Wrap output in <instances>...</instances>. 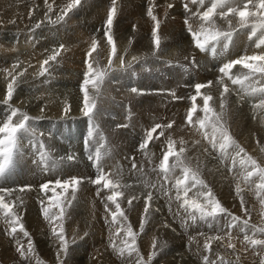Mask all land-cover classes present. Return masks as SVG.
I'll return each instance as SVG.
<instances>
[{"label": "bare ground", "instance_id": "6f19581e", "mask_svg": "<svg viewBox=\"0 0 264 264\" xmlns=\"http://www.w3.org/2000/svg\"><path fill=\"white\" fill-rule=\"evenodd\" d=\"M166 1L173 2V0H156L154 3H152L151 0H116L117 14L114 19L112 33L118 52L109 69V75L103 83L102 93L97 101L98 107L94 117L95 124L98 126L97 123H99L101 127H98L97 132L102 133L106 138L101 148L102 157L105 158V169L110 170L112 175H115L120 181H137V183H141L151 192V207L147 214V223L144 226L143 232L140 231V224L144 217V195H148L149 192L143 191L139 197L135 185L133 187H128V184L121 182V184L126 185V187L120 189L124 195L118 198L132 228L136 232L142 233L141 236L143 235L145 242L153 243L154 240H159L161 238V235H157V233L167 231V227L161 228L160 230H157V227L159 226L160 228V225L163 223H168L169 225L172 224V220L173 225L180 228L183 234L182 238L178 236L176 239L175 237L177 236L175 235H167L165 239L157 243L158 245L155 251L160 257H163L159 263L164 261L165 264H176L177 261L171 258L173 254L170 256V253H173L172 250L176 247H183L185 249L187 245L189 247L186 252H189L190 256L192 254L196 264L199 261H203L205 255H208L209 260L214 262V264H221V260L218 259V257L223 258V264H247L243 256H237V251H240L241 248L246 245L244 241V232L241 231L243 227L242 223L238 222L235 227L229 229L228 225L232 223L231 217L221 216L216 221L212 222H189V225L185 227L181 223L185 214L183 210L179 208V202L175 200L174 187L175 179L182 176V171L177 168L172 175H169L171 181H165L164 174L159 171V165L157 166L165 153L164 147H167L168 141L171 139L175 141L176 146L178 145L185 149L183 159L186 164L192 169L199 171L202 179L229 213L240 217L241 221H243L248 220L246 215H248L255 206H260L264 211V206L261 205L260 199L256 195L254 183H246L240 176L238 183H240L242 192L240 195H237L232 184L220 180L221 173L215 170L214 166L216 162L213 161L212 157L209 155L211 154V156H213V152L209 150L211 145L208 139L204 137L203 130L199 129L197 121L202 116L197 112L198 109L193 114V124L187 122V112L193 105V102L190 103L188 97L196 95V93L190 91L191 88L189 90L186 89L185 86H178L177 88V85L182 83L185 85L191 82H205L211 79V87L214 84L216 86L219 85L218 93L222 92L223 87H220V82H216L217 80L214 81L215 73H209L208 68L218 66V64L223 61L224 55L219 54L214 58H210L206 56V54H198L197 59L194 60L191 65L189 60L190 56L193 54L191 52L192 48L189 45V40L184 32V24L181 21V17L185 15V12L179 5H176L173 9H168L165 4ZM70 2L71 0H0V47L17 49L15 53L16 58L9 55L6 56L2 54V50H0L2 54L0 55V64L7 72V69H5V62L16 59L22 63V68L26 69L24 76L17 78L15 92L11 101H6V91L2 92L3 87L1 88V86L3 84L0 86V123L7 119L13 108H19L18 105L21 106L22 112H25L23 110L29 108V113L33 114L37 119H40L35 120L34 118L31 124L33 125L34 122L36 123V126L33 127L39 133L43 134V143H46L47 149L56 160L55 167L50 170H45L39 162L40 151L35 142H32V144L28 142L27 147L24 144L26 139H24L23 149L19 155L16 166L9 176L0 179V186L12 187L13 190L18 191H13L11 196H6V200L16 201V205L33 209L32 214L24 213L17 208L16 211L22 217V223L34 242L35 255H37L30 256L29 259L25 261L16 250V241L19 240L20 243L27 248L28 238L24 237L20 232H17L15 237L8 233H4L2 236V231L0 230V246L4 248L0 249V264H38V261L41 260L47 262L52 260L51 264H60L61 261L63 264H88L89 253L86 250L82 251L80 247L82 245L87 246L91 243L88 241H92L90 239L94 238V227H97L99 231L104 230L106 233L110 232L107 231V229L111 227V232L109 233L111 235H113L112 233H114L115 229L118 227V225L111 224L110 213L105 210V203H108L109 207L114 210V205L106 200V197L110 195L111 192L107 189H102L99 195H97L100 186L91 182L93 178L88 181L89 185L85 182L87 179L83 178V183H81L78 191H76L75 199L72 201L71 207L67 208L66 217L63 222L66 237L69 240L67 255L60 251V242L58 238L52 234L51 228L53 224L45 220L42 214L40 199L44 200L47 204V197L39 192L38 185L40 183L49 179L56 180L62 178L67 180L72 177H86L91 175L92 169L90 170L89 164L82 156V146L78 138V134L83 128L84 119L81 116L83 114L81 111L83 98H80L83 93L81 90L77 91V89H79L84 79V74L86 72V65H84V62L87 60V53L93 40L99 41L98 50L93 53L92 57L95 62L94 66L108 68V58L111 52L106 39H100L101 36L94 32L96 31L94 28L98 26L97 24L99 23L105 24L109 9L112 6V0H81V5L70 12L63 21L52 23L48 20V22L45 21L48 25L44 23L45 18H57V16L61 14V10ZM243 2L244 0H237L240 6H242ZM49 6L52 8L51 12H49ZM149 6L153 7V14L156 15L160 21L158 34L161 39V46L158 51L155 50L153 43L152 31L155 26L154 21L147 15ZM171 16H173L174 20ZM56 20L57 19H55V21ZM51 21L53 20L51 19ZM215 21L217 26L224 31L238 27L237 18L235 17H231V27L227 19L217 16L215 17ZM189 22L194 29L198 28L199 21L196 18H192ZM37 24L40 25V28L36 27ZM50 31H52L51 34L48 33ZM176 31L179 32V34L176 33ZM127 32L130 33V36ZM125 33H127L129 37H125ZM249 33L250 29L248 28L237 30L231 47L227 50L229 55L233 56L240 54L242 49L244 50V54L247 55L264 52V47H256L259 33L257 37L247 39L246 36ZM42 36L44 39L40 38ZM52 36H55V43L52 42L55 44V50L61 45H63L64 48L60 52V57H57L53 70L50 69L51 63H49L50 75L45 74L41 76L39 74L41 70L37 69L39 67V63L37 62L47 59L50 56V54L48 56L47 52L55 51H52L49 46L51 41L48 44L45 42V37L49 39V37L52 38ZM133 57L137 59L133 60ZM164 57L165 60L161 61V58L163 59ZM121 58H123L125 62L124 70L120 67ZM27 60H29L30 63L33 62V65H26ZM128 61L130 62L128 63ZM169 62H171L172 65L177 63V65L167 67L166 65ZM78 64L82 65V68L80 67L81 70H77L76 72L70 71L69 66L77 67ZM195 64L199 65L198 70L194 69ZM182 65H184V67L188 65V69L182 68ZM7 67L10 68V66ZM201 70L202 73L200 72ZM135 71L137 78L132 76V73ZM241 71L246 70L241 69V67L233 69V73ZM2 72L4 71H0V80L3 79L4 84L9 83L11 77L8 76L7 78V76L4 75L6 73L4 72L3 74ZM14 73L13 75H15ZM36 73L37 75H34ZM160 73H163V76ZM168 74L172 77L170 81H166L164 78ZM193 79L195 80L193 81ZM224 82L227 83L230 81L225 79ZM261 83L264 84V80H261ZM130 84L143 87L141 89L147 90L153 88H168L172 93L161 95H136V93L134 94V92L129 91V87H131ZM66 87L72 88L71 91L69 89V91L72 92L70 96H67V94L64 95L67 92L62 94V91H64L63 88ZM31 92L34 93L28 96ZM206 92V89L201 90L199 99L201 98L203 101V96L206 95ZM231 92H228L230 101L226 100V108L224 111L215 105L217 101H215V104L212 103L213 109L217 113L223 112L222 122L228 127L234 139L240 145L244 143L249 150H253V154H255L254 158L260 164L264 165V109H258L257 112L253 108V105L264 97L257 95L254 97L255 99H251L252 101L249 99V101L253 103V105H251V111L252 109L254 111H252L253 113H249V111L246 112L248 108L246 105L247 103L241 101L238 105L239 101L237 95L233 94L232 90ZM90 94H92L91 89ZM63 95L69 97L73 104L67 115L63 113L64 109L60 108V106L63 107L61 102H59L60 100L63 101ZM164 95L169 98V102L165 101L166 99L163 100L162 97ZM177 95L185 96V100H171ZM241 95H243V97L245 96L244 100L250 97L243 92H241ZM41 96L44 97L46 101L43 102L42 99L40 103L38 98L41 99ZM34 97H36L34 99L36 104H30L29 107L26 105L28 108L25 109L23 106L24 104L22 105V103H24L22 98H27V101L30 99V103H33L32 99ZM66 101L67 100L64 102ZM223 102L225 101L220 100L218 103ZM43 103L46 104L45 108L55 109L54 112L56 115H50L53 113L51 112L52 110L44 113L45 108L42 109ZM52 103L54 105H52ZM57 104H59V106H56ZM152 111L160 113L165 117H170L164 122L165 124L173 120L177 121V123L181 121V123H178L174 128H161L158 133L163 131V136L160 135V137L156 133L154 141L149 144L145 151H141L148 156V159L144 158V160L142 157L139 158L140 155L136 154L137 152L133 153L131 150L129 151V149L131 145V149L137 147L135 143L140 142L139 134L143 133L142 129H147L154 126L156 123H161V119L154 118L150 115ZM49 112L51 113L49 114ZM15 119H19V116ZM119 124H127V128L117 129V125ZM134 125L140 127L139 132H134L135 128L134 130L132 129ZM184 125L190 129V133H188ZM68 127H72V133L70 131L68 133ZM208 131L210 132L211 130L208 129ZM55 135H61L62 137L59 139V136H57V138ZM54 136L55 138H53ZM66 136L68 138H65ZM58 142L61 143L58 144ZM101 143H103V138L98 139L97 147H99ZM205 147H208L209 153L205 151L207 150ZM106 151H108L107 155L105 154ZM229 151L233 152L232 149ZM216 152L218 153V151ZM68 155L75 156V160L69 161L65 159L62 162L60 161L61 157H66ZM131 155L135 158L132 161L129 160ZM217 155V158L220 159L219 153ZM222 161H226V164H231V158L228 160L220 159L219 163ZM169 163H175V158L170 157ZM133 164L137 166V169L136 167L134 168L135 171L131 169ZM144 167L146 171L142 172L141 170ZM221 168H223V166H221ZM235 170L237 175H240L239 172H241V169L237 167ZM227 171L228 174H230L229 168H227ZM154 180L157 181L156 184L153 183ZM218 182L220 183L218 184ZM13 183L16 185L11 186ZM163 184V189L161 190V188H159V190H157L158 187H161ZM21 185H30L32 188H30V190L25 189L21 193L20 190L16 188ZM153 185H155V187H153ZM246 188H250L249 193L244 192ZM57 191H60V189H57ZM196 191L197 189H193L192 192L189 193V196H193ZM153 192L155 193L153 194ZM165 193L168 194L166 195ZM48 195H51V192H49ZM241 195L243 196L244 202L249 197H253L254 199L242 206ZM155 197H157V199H155ZM129 199H132L131 205L128 204ZM21 200L23 203H20ZM158 200L160 201L161 214L152 210L153 205L157 204ZM170 208L171 210H169ZM245 209L247 211H245ZM100 215H104L105 217H100ZM159 216H166L167 219H170L168 220L170 222H167L166 219V222L161 220ZM262 219L264 223V215ZM0 225L6 226L9 231L10 226L6 224L3 219H0ZM99 225H102V227ZM249 225L255 224L249 222ZM172 231L173 230H171V232ZM203 231H207V233L210 231V233L214 234L213 237H222L220 240L211 241L210 251L206 250L204 247L205 242L208 241L210 237L204 236ZM213 231H215V233ZM250 231H252L251 227H249L248 233ZM84 232L87 234L81 236ZM122 237L123 233H121L120 237H116V242L118 244ZM41 238L42 240L45 238L46 241H42ZM255 238L264 239V236L258 234ZM150 240H152V242H150ZM178 240H181L182 243ZM229 243L234 244L235 248H229L228 245H226ZM163 244L165 245L162 246ZM257 247L260 249L262 248L260 246ZM52 248L55 251V256L60 252L57 263L56 257H51L50 250ZM249 248L254 249L251 245H249ZM152 251L150 249L139 250L146 261ZM115 255L117 256L118 254L115 252ZM117 257L118 262L120 261L121 264H137L138 257L135 254L131 257L127 255L124 257L118 255ZM91 258L95 257L92 256ZM153 259L151 261H153ZM256 259L259 264L264 260L262 250L257 255Z\"/></svg>", "mask_w": 264, "mask_h": 264}, {"label": "snow or ice", "instance_id": "6c2138e0", "mask_svg": "<svg viewBox=\"0 0 264 264\" xmlns=\"http://www.w3.org/2000/svg\"><path fill=\"white\" fill-rule=\"evenodd\" d=\"M207 2L209 6L206 7L205 10L200 11L198 8L196 12L191 11L188 3L184 4L185 11L190 13L185 19L187 31L197 49L208 51L211 47V52L215 56L217 47L222 41L226 42L224 45L225 47L230 45L235 32L221 30L215 21V17L217 16L227 19L230 27L231 17L237 18L238 30L245 28L250 29V39L257 37L259 33L256 47H264V0H244L242 6L237 3V0H207ZM191 3L203 7L206 0H191ZM80 5L81 0H71V2L61 10V14L57 17L56 21H51L49 17L50 22L59 23L63 21L70 12L78 8ZM172 6L173 5H169V7ZM51 11L52 8L49 6V12ZM116 14V0H112V6L109 9L104 29L105 39L111 49L108 58V68L94 66L95 62L92 57L93 53L98 50L99 41L93 40L87 53L86 72L81 85V91L83 93V106L81 111L92 124V128L88 133V143H91V140L96 138L98 126L95 124L94 117L98 107L97 101L102 93L103 83L109 75V69L111 68L113 60L118 52L112 33ZM147 15L154 21L155 26L152 33L153 43L155 50L158 51L161 46V39L158 34L160 21L157 16L153 14V7L151 6L147 9ZM192 18H196L199 21L198 28L196 29H194L189 22ZM39 26V24L36 25V27ZM63 47L64 46L61 45L51 56L42 61L41 71L39 73L41 76H44L49 72L48 65L50 61H56L57 57L60 55V51L63 50ZM136 59V57H133V60ZM238 65L241 66V69L246 71L233 73V69ZM18 66L19 63L14 67ZM120 67L122 70L125 69L123 58L120 59ZM24 72H26V69L17 75H13L11 72L8 73L11 80L6 88V101L12 100L17 78L18 76H22ZM219 72L222 74L219 77V82L223 86V92L221 93L222 96L230 91L228 84L224 83L226 77L232 85L238 86L239 90L245 95L250 97H255L257 95L264 97V84L261 83V80H264V52L250 56L243 55L237 59L230 60L219 68ZM211 83L212 82L209 81L208 85ZM205 87V84L195 85L196 95L191 98L193 105L187 114V122L189 124H193V114L197 110L195 101L197 97L201 95V89ZM90 89L92 94H90ZM131 91L138 93L140 90L133 87ZM211 99L212 97L210 95L203 96V116L197 121L199 129L203 130L204 137L208 139L211 148L218 151L222 160H228L231 158V168L233 169L237 167V164L239 165L242 180L246 183H254L256 195L260 199L261 205L264 206V165L260 164L253 156L248 154L234 139L228 127L222 122L223 112L217 113L209 106V101ZM241 99H243V96H241ZM253 108L254 110L264 109V98H261L258 103H255ZM69 111L70 106L65 107V115H67ZM18 116L19 119H15ZM33 119L34 118L30 117L27 113L22 112L21 109L13 108L7 119L0 123V179L9 176L16 166L19 155L23 149V141L25 138H29L30 144L35 142V144L42 149V151L39 152V162L45 170H50L56 166L55 158L43 143V134L39 133L31 125ZM171 126V124L167 125L169 128ZM160 128H162V126L157 124L146 132L144 140L139 145L140 150L147 149L148 145L154 138L153 134ZM208 129L211 131L209 132ZM160 135L163 136V131L160 132ZM230 149H232L233 152H230ZM184 153V148L176 150L175 141L169 139L167 151H165L163 159L159 164V170L164 174L165 181H168L169 175L174 173L177 168L182 171V176L176 178L174 183L175 200L179 202V208L182 209L185 214L181 223L187 227L189 222H212L216 221L221 216H230L232 223H229V229L235 227L238 222L242 223L243 227L241 228V231L244 232V241L254 248L257 246L264 247V239L255 238L257 234L264 235V227L255 225L250 226L248 220L241 221L240 217L229 213L220 200L215 197L212 190L207 186L206 182L200 176L199 171L192 169L186 164L183 159ZM170 157L175 158V163H169ZM102 158L100 147H96L94 153L88 156V159L93 162V165L97 170L95 179L91 180L93 184L100 186L97 195H99V192L102 189H107L111 192V194L106 197V200L114 205V210L109 207L108 203H105V210L110 213L111 224L118 225V227L115 229L112 238H110V246L121 257H124L125 255L131 257L135 254L138 257L137 264H150V261L157 255V252L155 251L156 241H153L152 248L154 250L146 261L139 252L137 232L132 228L118 199L124 195L120 189L126 187V185L121 184L119 179L114 180L112 178V173L104 171ZM65 159L71 161L75 159V156L68 155L66 157H61L60 161L62 162ZM132 159L134 160L135 158L133 157ZM132 167L135 168L136 165L133 164ZM81 183H83V178L72 177L67 180H61L58 178L55 181H48L40 185L41 190L47 197V204H45L44 200L40 201L43 217L45 220L53 224L51 228L52 234L58 238L60 242V251L65 255H67L69 249V240L66 237L63 222L66 217L67 208L71 207V203L75 199V193L78 191ZM153 187H155V185H153ZM161 187L163 186L161 185ZM26 188L30 190L31 186H26ZM57 189H60V191H57ZM193 189H197V191L190 197L189 193L192 192ZM19 190L24 191L25 188ZM13 191L14 190L11 188H0V214H2L0 215V219H3L5 223L10 226L8 231L9 235L15 237L17 232H20L24 237L28 238L27 248H25L19 240L16 241L17 252L25 261H27L30 256L35 255V247L30 234L22 223V217L16 211V201L6 200L5 198L6 196H11ZM235 191L237 195L241 194L242 189L240 183L236 184ZM49 192H51V195H48ZM165 194L167 195L168 193ZM151 200L152 194L149 192L145 198L144 217L140 224L141 232H143L144 226L147 223V214L151 207ZM20 203H23V201L21 200ZM128 204H132V199L128 200ZM241 204L242 206L244 204L242 195ZM169 210H171V208ZM245 211L247 210L245 209ZM249 227L252 228L251 235L248 234ZM121 233H123V237L118 244L116 242V237H120ZM220 239H222L220 236L209 238L204 244L205 249L210 251L211 241ZM228 247L235 248V245L229 243ZM59 256L60 252L57 253L58 260ZM218 259H220L221 264H223V258L218 257ZM203 261L204 264H214V262L209 260L208 255L203 257ZM38 264H43V262L38 261ZM60 264H63V262L61 261ZM261 264H264V260L261 261Z\"/></svg>", "mask_w": 264, "mask_h": 264}, {"label": "rangeland", "instance_id": "374dc122", "mask_svg": "<svg viewBox=\"0 0 264 264\" xmlns=\"http://www.w3.org/2000/svg\"><path fill=\"white\" fill-rule=\"evenodd\" d=\"M59 16V15H58ZM57 16V17H58ZM173 16H171V18H172ZM55 17H53V18H50V19H52L53 21H55V19H57V18H55ZM48 20H49V18H45V20H44V23L45 24H47L46 22H48ZM174 20V19H173ZM46 21V22H45ZM70 22V21H69ZM69 22H68V24H69ZM48 25V24H47ZM67 25V24H66ZM98 26H96L95 28H94V30H96V31H94L95 33H98L101 37H100V39H103V38H105V31H104V29H105V24H102V23H99V24H97ZM104 25V26H103ZM67 26H69V25H67ZM100 26H101V28H100ZM70 27H72V26H70ZM40 28V27H39ZM132 30V29H131ZM53 32H54V30H53ZM101 32V33H100ZM48 33H52V31H50V32H48ZM128 34H129V36H130V33L129 32H127ZM127 33H125V37L127 36V37H129L128 36V34ZM176 33H178L179 34V32H177L176 31ZM49 34V35H50ZM51 36V35H50ZM104 36V37H103ZM40 38H42V39H44L43 38V36L42 37H40ZM6 39V38H5ZM51 39V40H50ZM53 39V40H52ZM55 36H52V38H50L49 37V39H47L46 37H45V42L48 44L50 41V43H49V46L51 47V50L53 51V50H55V44H53V43H55ZM134 39H136V38H134ZM9 40V39H8ZM7 40V41H8ZM53 42V43H52ZM53 45V46H52ZM144 45V44H143ZM60 47H58L57 49H59ZM64 48V47H63ZM0 50H2L1 51V53L2 54H5L6 56H13L14 58H16V56H15V53L17 52V49H15V48H6V47H3V48H1L0 47ZM10 50V51H9ZM11 52V53H10ZM61 52V51H60ZM0 53V55H2ZM48 53V56H49V54H50V56L53 54V52H47ZM207 56V55H206ZM60 57V56H59ZM208 59V58H207ZM22 60V59H21ZM163 60H165V57L162 59L161 58V61H163ZM16 61H18V62H16ZM29 60H27V63H26V65H33V62H31L30 63V61L28 62ZM42 61L43 60H40L39 62H37V63H39L38 65H39V67L41 66V63H42ZM130 61H128V63H129ZM14 63V64H13ZM17 63H19V66L18 67H16V68H14V66L17 64ZM50 63H51V70H53L54 68H55V61H50ZM5 64H6V68L5 69H7V72L9 73L10 71H11V73L13 74L15 71V75H17L18 73H20V72H22V71H24V68H22V63L19 61V60H16V59H13L12 61L10 60V61H7V62H5ZM4 64V65H5ZM10 64V65H9ZM21 64V65H20ZM34 65H35V62H34ZM84 65H86V62H84ZM0 66H2L1 64H0ZM7 66H10V68H8ZM3 67V66H2ZM2 67H0V71L2 70V71H4L6 74H4V72H2L5 76H7V78H8V74H7V72L4 70V67L2 68ZM12 67V68H11ZM37 68V69H39V70H41L40 68ZM80 67L82 68V65H80V64H78V66L76 67V66H69V68H70V71H73V72H76L77 70H81L80 69ZM2 68V69H1ZM20 68V69H19ZM8 69H9V71H8ZM13 70V71H12ZM15 70V71H14ZM201 73H202V70L200 71ZM209 73H211V74H213V72H209ZM24 74H25V72H24ZM24 74L22 75V76H18L19 78L20 77H23L24 76ZM47 74H49L50 75V72H48ZM34 75H37V73L36 74H34ZM215 75V77H214V81H215V78H216V74H214ZM53 76V75H52ZM166 76H168V80L167 81H170L169 80V77H171V75H166ZM165 76V77H166ZM10 77V76H9ZM35 77V76H34ZM164 77V78H165ZM3 79H1L0 80V86H1V88L3 87V90H2V92H4V91H6V88H7V84L8 83H5L4 84V80L2 81ZM115 81H117V80H115ZM136 81V80H135ZM3 82V83H2ZM225 83V82H224ZM227 83H229L228 84V86H229V89H230V92H231V90L233 91V94H236L237 95V99H238V105H239V103L242 101H244L245 103H247L246 105L248 106V108L246 109V112L247 111H249V113H251L252 111H253V109H252V111H251V105H253V103L252 102H250L249 101V99L251 100H253V99H255L254 97H247L246 98V100H244V98H245V96L243 97V100L241 99V96H243V95H241V92H240V90H239V88L238 87H236V86H233L232 84H230V82H227ZM226 83V84H227ZM82 85V84H81ZM81 85L79 86V89H77V91H79V90H81ZM185 85H187V84H185ZM68 86H70V85H68ZM130 86L131 87H129V91H131V89L133 88V84L131 85L130 84ZM137 86V85H136ZM233 86V87H232ZM15 87H16V85H15ZM19 87V86H18ZM213 87H214V89H213ZM217 87V88H216ZM220 87L222 88L223 86H221L220 85ZM67 88V89H66ZM66 88H63L64 89V91H62V94H64L65 92H67V93H65L64 95H66L67 94V96H70L71 94H72V92H70L71 90H72V88H68V87H66ZM218 88H219V85L218 86H216L215 84L214 85H212V87H211V84H210V86H208V87H205V88H203V89H201V90H204V89H206L207 90V92H206V95H211V97H213L212 99H211V101H209V106L210 107H212L213 108V106H212V103L213 104H215V101H217V103L215 104L218 108H220V109H222L223 111L225 110V108H226V100H229V97H228V94L229 93H226V94H224V96H222L221 95V93L223 92H220V93H218L219 92V90H218ZM66 89V90H65ZM69 89H70V91H69ZM187 89V88H186ZM190 89V88H189ZM188 89V90H189ZM238 89V90H237ZM145 90H147V89H145ZM152 90V89H151ZM76 91V90H75ZM211 91H213L212 93H211ZM235 91V92H234ZM239 91V92H238ZM132 92V91H131ZM34 93V92H33ZM32 92L31 93H29L28 94V96H31L32 94H33ZM54 93V92H53ZM232 93V92H231ZM52 94V93H51ZM55 94V93H54ZM135 94V93H134ZM138 93H136V95H137ZM239 94V95H238ZM63 95V96H64ZM67 96H64V99H63V101H59V102H61V104L63 105V107H61L60 106V108H62V109H65V107H67V105L68 106H70V108H72V102L70 101V98L69 97H67ZM83 96V94H81V96H80V98H83L82 97ZM177 97L178 98H180L179 100L180 101H184L185 100V96H181V95H177ZM36 97H34L33 99H32V101H33V103H30V99L27 101V98L26 99H23L22 98V100L24 101V103H22V105L24 106V108L26 109V108H28L29 107V105L30 104H33V105H35L36 103H35V101H34V99H35ZM163 98V100H165V101H167V102H169V98L167 97V96H163L162 97ZM226 98V99H225ZM39 99V102L41 103V100L44 102V101H46V99L44 98V97H42L41 96V99L40 98H38ZM38 99H37V101H38ZM45 99V100H44ZM65 100H67L66 102H64ZM197 100V99H196ZM220 100H224L225 102H223V103H218ZM251 100V101H252ZM230 101V100H229ZM68 102V103H67ZM252 103V104H250V103ZM70 103V104H69ZM195 104L197 105V112H199V114L201 115V116H203V113L201 112L202 111V108H203V101L201 100V98L199 99V97H198V102H196L195 101ZM222 104H223V108H222ZM28 107H27V106ZM52 105H54L53 103H52ZM43 108L42 109H44L45 108V106H46V104L45 103H43ZM56 106H59V104H57ZM18 107L21 109V106L20 105H18ZM33 108H35V107H33ZM42 109H40V110H42ZM48 109V110H47ZM250 109V110H249ZM28 112H27V111ZM26 110H23V111H25L30 117H33V118H35V120H40V119H37L33 114H31V113H29V111H30V109L28 108V109H26ZM39 110V109H38ZM45 111H44V113H47L48 111H50V110H52L51 112H53V113H51V112H49V114L50 115H53V114H55V109L53 110V109H50V108H45L44 109ZM241 110H242V108H241ZM257 112H258V109L256 110ZM254 112V111H253ZM252 112V113H253ZM64 113V112H63ZM151 114V116L152 117H154V118H157V119H161V123H160V125L162 126V128H165V129H167L168 127H163V125L165 124L164 122H166L170 117H165L164 115H161L160 113H157V112H150ZM256 114V113H255ZM56 115V114H55ZM57 115H59V114H57ZM251 115H253V114H251ZM159 117V118H158ZM163 117H165L164 119H163ZM174 119V118H173ZM256 119V118H255ZM95 120V119H94ZM174 121V120H173ZM255 121V120H254ZM164 123V124H163ZM178 123H181V121L180 122H178ZM177 121H174V124L171 126L172 128H174V127H176L177 126ZM32 125V124H31ZM119 125H122V128L121 129H126L127 128V124H119ZM32 126H36V123L34 122V124L32 125ZM124 126V127H123ZM138 127V128H137ZM184 127H185V125H184ZM46 128H49V127H46ZM69 128V129H68ZM67 128V131H68V133H69V131L72 133V127L70 128V127H68ZM134 128H135V130H134ZM118 129V128H117ZM132 129L134 130V132H139L140 131V127L138 126V125H134V127H132ZM148 129V128H147ZM161 129V128H160ZM160 129H157V131H156V133H157V135H159L160 136V133H158V131L160 130ZM185 129L188 131V133H190L189 131H190V129H188L187 127H185ZM67 133V134H68ZM156 133H154L153 134V136L155 137V134ZM66 134V135H67ZM143 133H140L139 134V140L141 141V140H144L142 137H141V135H142ZM56 137L57 136H59V139H61V135H55ZM55 136L53 137V138H55ZM68 136V135H67ZM65 137V138H68V137ZM141 137V138H140ZM58 138V137H57ZM71 138V137H70ZM154 141V138H153V140L150 142V144L152 143ZM59 143H61V142H58V144ZM135 144H137L138 145V143H135ZM44 145H46V143L44 142ZM47 146V145H46ZM149 146V145H148ZM176 146V145H175ZM241 146L246 150V152L248 153V154H250L251 156H253V157H255V154H253V150H249L248 149V147H246V145L244 144V143H242L241 144ZM131 147H132V145H131ZM131 147H130V149H129V151L131 150V152H133V153H136V154H138V155H140L139 156V158H147L148 159V156H147V154L146 153H142V152H138V150H137V147H135V148H133V149H131ZM176 148V150H179L181 147L180 146H176L175 147ZM179 148V149H178ZM205 148H207V151L206 152H208L209 153V150H211V152H213V156H211V154H209L210 155V157H212V159H213V161H215L216 162V164H215V166H214V168H215V170H217V171H219L220 173H221V176H220V180L222 181V182H229L230 184H232L233 185V187L235 188L236 187V184L238 183V179L240 178V176H241V172H239V174L240 175H237V172H236V168L238 167L239 168V165L237 164V167L235 168V169H233V168H231V164L230 163H227L226 164V161H222L221 163H219L220 162V159H218L217 158V152H216V150H214V149H212V148H210L209 150H208V147H205ZM204 148V149H205ZM107 153H108V151H106L105 152V154L107 155ZM163 159V158H162ZM161 159V160H162ZM145 160V159H144ZM151 160V159H150ZM152 161V160H151ZM161 162V161H160ZM160 162L157 164V166L160 164ZM102 165H103V168H104V171L105 172H107V173H111V171L110 170H106L105 169V158H102ZM221 166H223V168H221ZM227 168H229V170H230V174H228V171H227ZM91 169V168H90ZM131 169H132V166H131ZM136 169H137V166H136ZM132 170H134L135 171V169H132ZM97 171V170H96ZM142 172H144V171H146V169H145V167L144 168H142V170H141ZM160 171V170H159ZM172 175V174H171ZM172 177H176V176H172ZM80 178H85V179H87L85 182H87L88 183V181H90L91 179H89V178H93V176L92 175H89V176H86V177H80ZM112 178L115 180V179H119V178H117L115 175H112ZM163 178V177H162ZM62 179V178H61ZM94 179V178H93ZM51 179H49V180H46V181H50ZM62 180H65V179H62ZM51 181H55V180H51ZM168 181H171L170 179H168ZM120 182H123V183H126V184H128V187H133L134 185L136 186L135 187V189L137 188V190H138V193H139V197L141 196V194H142V192L144 191V192H149V190L147 189V187H145V186H143L141 183L139 184V183H137V181H120ZM136 182V183H135ZM156 182L157 181H155L154 180V184H156ZM220 182H218V184H219ZM13 185H16V184H11V186H13ZM88 185H89V183H88ZM150 186V185H149ZM162 186H164V184L162 185ZM4 187V186H3ZM38 187V186H37ZM232 187V188H233ZM7 188H9V187H7ZM159 188H161V190L163 189V187H158V189L157 190H159ZM18 189V188H17ZM147 189V190H146ZM242 189V188H241ZM38 190H39V192L40 193H42V195H45L44 193H43V191L38 187ZM146 190V191H145ZM249 190H250V188H246L245 189V193H249ZM15 192H18V191H16V190H14ZM21 193H22V191H20ZM35 193V192H34ZM155 192H153V194H154ZM33 194V193H32ZM156 196H158V195H156ZM147 197V195H144V198H146ZM160 198V197H159ZM36 199V198H35ZM155 199H157V197H155ZM252 199H254L253 197H249V198H247L246 200H245V202H244V204H248L249 203V201L250 200H252ZM40 200H42V199H40ZM157 203V202H156ZM46 204V203H45ZM16 208L17 209H19V210H21L22 212H24V213H30V214H32V212H33V209L32 208H29V207H26V206H21V205H16ZM152 210L154 211V212H157V213H162L161 212V208H160V201L158 200V203L157 204H154L153 205V207H152ZM0 215H2V214H0ZM263 215H264V211L260 208V206H255V207H253L252 209H251V212L248 214V215H246V217H247V219H248V221L249 222H251V223H254L255 224V226H262V227H264V223H263ZM105 217L104 215H100V217ZM162 217V218H161ZM159 218L161 219V220H164L165 222H166V220H167V222H170V221H168V220H170V219H167L166 218V216H159ZM166 219V220H165ZM88 221V220H87ZM171 222H172V224H169L168 225V223H163L162 225H160V228H159V226L157 227V230H160L161 228H164V227H167L166 229H167V231H165V232H167V233H165V232H158L157 233V235L158 234H160L161 235V238L159 239V240H155L156 241V246L158 245L157 243H160V241H162L163 239H165V237L167 236V235H169V236H171V235H175V236H177V237H175L176 239L178 238V236L179 237H181L182 238V232H181V230H180V228H177V227H175L174 225H173V221L171 220ZM86 223V222H85ZM91 224V223H90ZM167 224V225H166ZM164 225V226H163ZM3 226V227H2ZM99 226H101L102 227V225H99ZM2 227V228H1ZM96 228V229H95ZM3 229V230H2ZM0 230L2 231V236H3V234L5 233H8V230H7V227L6 226H4V225H0ZM4 230H5V232H4ZM170 230V231H169ZM171 230H173L172 232H171ZM179 230V231H178ZM94 234H93V237L95 238H92V239H90V240H92V241H88L90 244H88L87 246L86 245H82L80 248H81V250L82 251H88V264H121V262L119 261L118 262V255L116 256L115 255V251L111 248V246H110V238H112V236L113 235H111V234H109L110 232H111V227L109 228V229H107V231H110L109 233L107 232H105L104 230H97V227H94ZM104 232V233H103ZM214 233H215V231H213ZM140 232H138L137 231V243H138V248H139V250L140 251H142V250H144V249H150L151 251L152 250H154L153 248H152V245H153V243H147V241L145 242V239H143L144 237H143V235L141 236V234L142 233H140ZM87 233L86 232H84V234L82 233V235L81 236H85ZM98 234V235H97ZM113 234V233H112ZM165 234V235H164ZM249 235H251L252 234V231H250L249 233H248ZM181 235V236H180ZM203 235L205 236L206 235V237H213L214 236V234L213 233H210V231H209V233H207V231H203ZM258 235V234H257ZM264 236V235H263ZM140 237H141V239H140ZM184 238V237H183ZM140 239V240H139ZM175 239V240H176ZM41 240H42V238H41ZM45 240V238L42 240V241H44ZM94 240V241H93ZM153 240V239H152ZM152 240H150V242H152ZM46 241V240H45ZM105 241V242H104ZM178 241H180V243H182V241L181 240H178ZM98 242V243H97ZM100 242V243H99ZM174 242H176V241H174ZM173 242V243H174ZM95 243V244H94ZM184 243V242H183ZM175 244V243H174ZM173 244V245H174ZM89 245H90V247H89ZM141 245V246H140ZM147 247H146V246ZM149 245V246H148ZM165 244H163L162 246H164ZM226 245H228V244H226ZM87 247V248H86ZM143 247H145V248H143ZM150 247V248H149ZM188 247L189 246H185V249L183 248V247H179V248H174L173 250H172V252L173 253H170V256H171V258L174 260L175 259V261H177V263L176 264H196V261L194 260V258H193V256H192V254H191V256H190V253L189 252H186V250L188 249ZM225 247V246H224ZM3 247H1L0 246V249H2ZM79 248V249H80ZM83 248H85V249H83ZM4 249V248H3ZM175 249H176V251H175ZM181 249V250H180ZM94 250V251H93ZM97 252H96V251ZM261 250H262V252H263V254H264V247H262L261 249L259 248V247H256V248H254V249H250L249 248V244L246 242V245H244L242 248H241V250L240 251H237V256H243V258L245 259V261L247 262V264H259V262L257 261V259H256V257H257V255L261 252ZM51 257L52 256H55V251H54V249L52 248L51 250ZM107 251V252H106ZM180 251V252H179ZM191 251V250H190ZM175 252H177V253H175ZM181 253V254H180ZM191 253H192V251H191ZM95 254V255H94ZM105 254V255H104ZM110 254V255H109ZM178 254V255H177ZM187 254V255H186ZM177 255V256H176ZM179 255H181V256H179ZM2 256V255H1ZM34 256H37V255H34ZM95 257V258H91V257ZM111 256V257H110ZM183 256V257H182ZM187 256V257H186ZM56 258V263H57V256H55ZM188 257H189V259H188ZM87 258V257H86ZM117 258V259H116ZM181 258V259H180ZM187 259V261H186V259ZM93 259V260H92ZM161 259H163V257H160L158 254L154 257V259H153V261H151V264H153V263H155V264H165L164 263V261H162V262H160L159 263V261H161ZM167 259V258H166ZM179 260V261H178ZM190 260V261H189ZM43 263H52V260L50 261V262H47V261H43V260H41ZM181 261V262H180ZM204 261H199V262H197V264H204L203 263ZM85 263H86V260H85Z\"/></svg>", "mask_w": 264, "mask_h": 264}]
</instances>
